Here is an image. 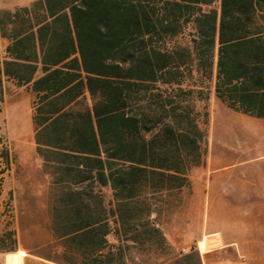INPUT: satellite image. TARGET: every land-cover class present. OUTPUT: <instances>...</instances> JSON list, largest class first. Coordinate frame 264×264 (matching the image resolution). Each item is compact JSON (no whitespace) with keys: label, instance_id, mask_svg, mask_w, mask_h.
Masks as SVG:
<instances>
[{"label":"trees","instance_id":"obj_1","mask_svg":"<svg viewBox=\"0 0 264 264\" xmlns=\"http://www.w3.org/2000/svg\"><path fill=\"white\" fill-rule=\"evenodd\" d=\"M0 37V103L5 79L34 96L53 238L42 257L202 264L195 249L166 257L158 220L203 161L183 78L215 64L217 98L264 119V0H35L0 11Z\"/></svg>","mask_w":264,"mask_h":264},{"label":"rangeland","instance_id":"obj_2","mask_svg":"<svg viewBox=\"0 0 264 264\" xmlns=\"http://www.w3.org/2000/svg\"><path fill=\"white\" fill-rule=\"evenodd\" d=\"M34 1L0 0V11L30 5ZM5 41L7 46L8 41ZM185 72L183 87L194 89L190 103L204 130L201 150L202 164H205L210 125L226 118L230 108L216 96L215 64L208 76L197 71L195 64L191 73L187 70ZM3 84L4 99L0 103V168L3 166L5 175L0 176V260L5 264L8 255V264H23L22 255L11 253L24 251L25 264H53L42 257L51 254L53 238L45 199L48 183L41 173V160L36 153L34 139V96L28 86H20L7 79ZM196 167L190 171L191 187L182 191L159 213L158 220L165 233L174 237L167 238L172 248L166 256L169 258L181 257L194 250L193 227L179 228L178 213L181 211L185 215L187 207L193 209ZM107 196H110L109 192ZM110 241L116 243V238L111 236ZM5 248L16 250H3Z\"/></svg>","mask_w":264,"mask_h":264},{"label":"crops","instance_id":"obj_3","mask_svg":"<svg viewBox=\"0 0 264 264\" xmlns=\"http://www.w3.org/2000/svg\"><path fill=\"white\" fill-rule=\"evenodd\" d=\"M5 48L0 37L2 57ZM209 131L205 164L195 168L193 209L179 211L178 227H193L202 264H264V119L229 109ZM11 254L25 264L24 251Z\"/></svg>","mask_w":264,"mask_h":264}]
</instances>
